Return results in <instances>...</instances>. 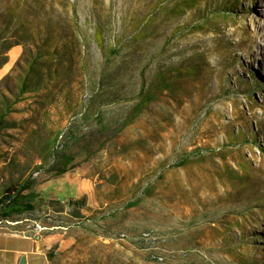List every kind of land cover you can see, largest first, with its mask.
<instances>
[{"label": "rangeland", "instance_id": "rangeland-1", "mask_svg": "<svg viewBox=\"0 0 264 264\" xmlns=\"http://www.w3.org/2000/svg\"><path fill=\"white\" fill-rule=\"evenodd\" d=\"M10 43L0 68V104L11 105L0 130V196L30 178L25 192L37 211L74 197L77 183L49 179L40 157L71 127L86 134L72 146L78 164L89 154L102 180L112 164L110 178L140 174L137 190L152 189L133 213L142 226L115 242L84 236L54 264H264V68L255 62L264 0H0V59ZM55 49L64 50L65 71L46 81ZM30 60L36 69L20 93ZM170 66L186 75L113 136L141 72L154 81ZM116 96L123 99L111 102ZM99 111L107 130L95 125Z\"/></svg>", "mask_w": 264, "mask_h": 264}, {"label": "crops", "instance_id": "crops-1", "mask_svg": "<svg viewBox=\"0 0 264 264\" xmlns=\"http://www.w3.org/2000/svg\"><path fill=\"white\" fill-rule=\"evenodd\" d=\"M111 165L108 166L106 178L103 180L99 178L101 171L104 173L103 170L90 162L73 168L76 169L75 172L71 169L63 175L50 177L49 179L63 176L68 182L77 183L74 197L61 201L54 200L62 203L80 199L79 209L83 219H79L65 237L58 234H46L40 240L14 233L0 226V264H20L23 259L25 264H54L57 255L81 244L84 236H91L105 242H115L118 240L114 237L116 233L123 231L129 233L134 231L137 225L142 226L144 221L138 220L137 215L133 214L135 209L141 212L147 205L143 199L145 191H138L135 186L140 174L132 176L128 181H116L109 177L114 171ZM127 175L129 177L130 171ZM120 191L128 192L124 200L119 197ZM37 192L40 191L37 190ZM37 197L40 196L35 195V198ZM36 201L35 199L30 201L33 205L32 209L16 214L24 216L28 212H36ZM6 210L7 208L3 209L0 220H12L14 213L10 215Z\"/></svg>", "mask_w": 264, "mask_h": 264}, {"label": "trees", "instance_id": "trees-1", "mask_svg": "<svg viewBox=\"0 0 264 264\" xmlns=\"http://www.w3.org/2000/svg\"><path fill=\"white\" fill-rule=\"evenodd\" d=\"M222 8L221 10H223ZM72 31L74 32L75 37L78 39V35L80 34V31L77 30L76 26L72 28ZM134 38H137L136 36ZM14 44L10 43L6 46V50L4 51V58L0 59V68L7 62L8 56L6 54L7 50H9ZM64 49V48H63ZM64 50H54L53 54L56 56L53 57V62L58 61L59 62L55 65L53 69L54 76L52 78H49L46 81H51L52 79H55L56 77L62 75V73L65 71L63 66L61 67L62 70L60 71V66L63 63V60L61 59V53H63ZM114 51V49H112ZM120 53V52H119ZM118 53V54H119ZM74 62V61H73ZM37 61L30 60L27 68L24 72V75L20 77L19 81V91L20 93H24L25 90L29 89L28 81H30V75L35 71V67L33 64H36ZM49 73L51 72V66H49ZM72 67V63L67 65L66 68L70 69ZM193 70H189L185 73H193ZM36 74L39 76L40 71L39 69L36 70ZM49 75H52L51 73ZM181 75H186L181 71L180 67L178 66H170L165 69H160L155 74L153 81H147V78L145 76V71H142L140 74L141 79V85L139 87V90L137 94L133 97H131V100L134 101L130 112L125 113L120 117L119 120H117V124L119 125L116 131L113 132V136H116L120 131H122L125 127H127L129 124H131L143 111L145 108L148 107L149 103L155 100L157 94L159 91L163 92L164 90L172 92L174 90V83L177 80V77ZM48 83L44 82L43 84H39V88H47ZM5 97V96H4ZM123 98L121 96H116L111 99V102H118L121 101ZM18 98L14 100L17 101ZM0 130L10 123L6 121V115L8 112H10V103H8L7 99L4 98L3 101H1L0 104ZM91 114L84 113L83 114V120L82 121H88V118ZM93 117H96L95 125L101 128V130H107L108 129V122L106 121V117L104 116L103 112L99 111L94 114ZM85 118V119H84ZM86 134L83 133V131L79 127H71L68 128L67 131L62 132L61 136L58 138L55 143L51 144V142L46 141L42 152L40 153V157L43 159V162H46L48 164L47 171H49L52 174V177H57L60 175H63L70 171L71 169L75 168L76 166H80V163L78 164L76 161V154L72 149V146L74 144H78L81 141H84V137ZM91 137L94 136V132L90 130L89 134ZM90 143L88 142L85 144V146H89ZM88 148V147H86ZM86 162H92L93 160L89 156V154H86L85 156ZM187 161V158H182L176 165H184ZM41 163V162H40ZM98 163V162H97ZM104 163V162H103ZM102 162H99L98 164L101 166L103 164ZM99 166V167H100ZM36 168H39L37 166ZM99 169V168H98ZM113 177L115 176L114 173H112ZM113 179V178H112ZM116 180V179H113ZM35 184V181L32 179L24 180L21 183H13L10 184L7 187L3 188L2 195L0 196V207L3 209H6V212L8 214H20L23 211H27L33 208V205L30 204V201L33 200L34 194L29 191L28 193H25V191L30 190L33 185ZM147 188H143V190L146 193L151 192V184L146 185ZM73 206V215L79 219H83V215L80 212L79 209V201L72 199V202L70 203ZM116 234H119L120 237H126V232H118Z\"/></svg>", "mask_w": 264, "mask_h": 264}, {"label": "built area", "instance_id": "built-area-1", "mask_svg": "<svg viewBox=\"0 0 264 264\" xmlns=\"http://www.w3.org/2000/svg\"><path fill=\"white\" fill-rule=\"evenodd\" d=\"M72 212L73 206L65 201L60 207L48 206L34 213L28 212L21 218L2 219L0 226L34 240H40L46 234H58L65 237L79 220Z\"/></svg>", "mask_w": 264, "mask_h": 264}, {"label": "bare ground", "instance_id": "bare-ground-1", "mask_svg": "<svg viewBox=\"0 0 264 264\" xmlns=\"http://www.w3.org/2000/svg\"><path fill=\"white\" fill-rule=\"evenodd\" d=\"M256 65L261 66V68H264V52L263 50H260L257 53V56L255 57Z\"/></svg>", "mask_w": 264, "mask_h": 264}, {"label": "water", "instance_id": "water-1", "mask_svg": "<svg viewBox=\"0 0 264 264\" xmlns=\"http://www.w3.org/2000/svg\"><path fill=\"white\" fill-rule=\"evenodd\" d=\"M72 202V200H70V203ZM79 204H81V201L79 200ZM20 264H25V261H24V259L21 261V263Z\"/></svg>", "mask_w": 264, "mask_h": 264}]
</instances>
